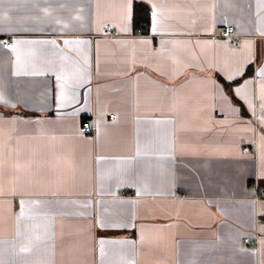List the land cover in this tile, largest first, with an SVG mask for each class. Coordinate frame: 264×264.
Instances as JSON below:
<instances>
[{
	"label": "crops",
	"instance_id": "0c3cea01",
	"mask_svg": "<svg viewBox=\"0 0 264 264\" xmlns=\"http://www.w3.org/2000/svg\"><path fill=\"white\" fill-rule=\"evenodd\" d=\"M153 2L162 34L149 0L129 32L125 0H0V41H56L0 47V264H264V0Z\"/></svg>",
	"mask_w": 264,
	"mask_h": 264
},
{
	"label": "snow or ice",
	"instance_id": "6c2138e0",
	"mask_svg": "<svg viewBox=\"0 0 264 264\" xmlns=\"http://www.w3.org/2000/svg\"><path fill=\"white\" fill-rule=\"evenodd\" d=\"M149 3L151 4V12H150V22H151V28L150 31L153 35L157 34H162V22H161V17L163 14V6L153 2V0H149ZM180 6L177 5V9L179 10ZM133 23V10H132V0H125V24L123 27L124 32H129L131 30V24ZM67 27V25H65ZM152 41L149 39H141L137 41H130V43H140L144 45L150 44ZM35 44V43H44V44H56V41L51 40V41H35V40H15L10 47V51L15 53L16 52V45L19 44ZM64 44H70L73 43V41L69 40H64ZM75 43H87V41H76ZM161 43H165V41H161ZM0 47H9L7 41H0ZM17 61H19V57H16ZM249 63L251 62L250 60L248 61ZM246 72L245 65L241 64L238 65L235 69V75L229 74L227 77H225V83L219 87L226 88L228 89L229 92H234L236 96H239L241 99H245V97L242 95L243 88L241 87H233V82L236 80L237 76H244ZM16 75H19V72L14 73ZM35 75H42L43 73H33ZM259 75L264 76V68H261L259 70ZM61 76L57 75V80H60ZM252 83L251 80L245 81L244 87L246 88L248 85ZM61 88L63 89V85H61ZM75 97L73 96V99ZM59 101L62 103L64 101V93L61 91L60 96L58 97ZM260 99L262 102H264V83L261 84V94H260ZM264 106V105H262ZM249 107H251V102H249ZM85 109H81L80 111H84ZM11 142V141H10ZM9 154L13 157V161L9 166V175H10V180L9 182L14 186L17 181L20 179L19 173L26 169L30 168L32 166V163L30 160L24 156L22 157V154L18 151L17 148L10 147L8 149ZM7 163L5 159V152L2 148H0V195H4V189H3V181L5 178V164ZM13 195L16 194L15 189L13 188ZM25 201H21V217L24 215V210L26 206ZM19 219V218H18ZM101 227H104L105 225L101 223ZM112 227H127V225H111ZM105 241L103 239L100 240V244L103 246ZM115 243V242H113ZM101 254L103 255V248H101Z\"/></svg>",
	"mask_w": 264,
	"mask_h": 264
},
{
	"label": "built area",
	"instance_id": "2783aa9c",
	"mask_svg": "<svg viewBox=\"0 0 264 264\" xmlns=\"http://www.w3.org/2000/svg\"><path fill=\"white\" fill-rule=\"evenodd\" d=\"M103 33L105 35H113V31L112 28L109 25H106L103 28ZM221 37H223L224 39H226L227 41L234 43L236 42V39L238 38L237 35L234 33V28L232 26H225L222 31H221ZM1 41H7L9 48L12 46V41L9 40L8 38H3L1 39ZM93 129V122L92 120H84L81 124V126L79 127V132L81 133H88L90 131H92ZM246 151H251V149L249 147H245ZM252 187L255 188V196L254 199L257 200L259 197H262L264 195V190L263 189H258V187H256L255 184L252 185ZM262 218L260 216L257 217V221H260ZM264 219V217H263ZM244 242L248 243L249 239L248 238H244Z\"/></svg>",
	"mask_w": 264,
	"mask_h": 264
},
{
	"label": "trees",
	"instance_id": "16d2710c",
	"mask_svg": "<svg viewBox=\"0 0 264 264\" xmlns=\"http://www.w3.org/2000/svg\"><path fill=\"white\" fill-rule=\"evenodd\" d=\"M133 21L136 26L146 27L148 24V11L142 3H135Z\"/></svg>",
	"mask_w": 264,
	"mask_h": 264
}]
</instances>
